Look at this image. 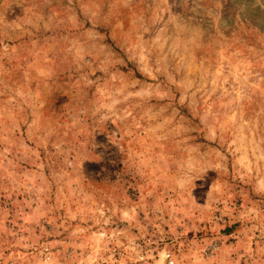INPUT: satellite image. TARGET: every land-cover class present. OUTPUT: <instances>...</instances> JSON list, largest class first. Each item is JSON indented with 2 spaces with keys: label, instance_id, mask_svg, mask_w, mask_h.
I'll return each instance as SVG.
<instances>
[{
  "label": "rangeland",
  "instance_id": "374dc122",
  "mask_svg": "<svg viewBox=\"0 0 264 264\" xmlns=\"http://www.w3.org/2000/svg\"><path fill=\"white\" fill-rule=\"evenodd\" d=\"M0 264H264V0H0Z\"/></svg>",
  "mask_w": 264,
  "mask_h": 264
}]
</instances>
